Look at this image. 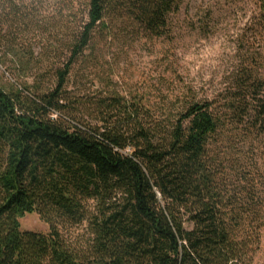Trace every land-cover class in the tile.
Instances as JSON below:
<instances>
[{
  "label": "trees",
  "instance_id": "16d2710c",
  "mask_svg": "<svg viewBox=\"0 0 264 264\" xmlns=\"http://www.w3.org/2000/svg\"><path fill=\"white\" fill-rule=\"evenodd\" d=\"M184 1L86 0L48 89L7 69L15 83L0 87V264H248L213 145L228 123L264 134V73L240 74L220 105L193 100L163 119L114 91L89 101L68 91L76 65L116 26L164 38ZM5 9L26 16L11 0H0ZM28 214L49 233L22 231ZM83 224L89 239L77 247L63 231Z\"/></svg>",
  "mask_w": 264,
  "mask_h": 264
},
{
  "label": "rangeland",
  "instance_id": "374dc122",
  "mask_svg": "<svg viewBox=\"0 0 264 264\" xmlns=\"http://www.w3.org/2000/svg\"><path fill=\"white\" fill-rule=\"evenodd\" d=\"M11 1L26 16L0 10V87L14 84L8 71H16L30 87L46 90L54 80L48 68L69 59L65 46L72 30L86 21V0ZM263 4L185 0L170 16L168 35L160 39L118 25L114 38L96 43L86 53L87 62L76 65L68 91L88 101L114 91L162 119L193 100L220 105L237 88L240 74L251 69L264 73ZM37 60L42 71L32 65ZM21 61L30 63L27 70ZM216 139L213 154L224 164L223 179L237 197L234 209L240 214L248 264H264V134L228 123ZM20 224L22 231L50 230L38 214L25 215ZM63 234L77 247L89 239L86 224Z\"/></svg>",
  "mask_w": 264,
  "mask_h": 264
}]
</instances>
